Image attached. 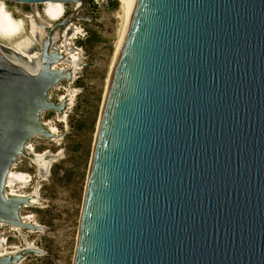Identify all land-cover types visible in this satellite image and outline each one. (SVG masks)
<instances>
[{"label":"water","instance_id":"1","mask_svg":"<svg viewBox=\"0 0 264 264\" xmlns=\"http://www.w3.org/2000/svg\"><path fill=\"white\" fill-rule=\"evenodd\" d=\"M29 67L0 41V224L27 230L33 194L9 180L43 114L63 115L53 89L73 81L55 29ZM9 52H13L10 54ZM39 197V196H38ZM43 250L0 255L20 264ZM73 264H264V0H137L98 125Z\"/></svg>","mask_w":264,"mask_h":264},{"label":"rangeland","instance_id":"2","mask_svg":"<svg viewBox=\"0 0 264 264\" xmlns=\"http://www.w3.org/2000/svg\"><path fill=\"white\" fill-rule=\"evenodd\" d=\"M6 3L16 17L25 16L30 28L27 34L7 42L15 50V44L30 35L31 20L37 15L43 21L55 23L44 16L43 4ZM74 7L75 4L67 3L68 12ZM83 12L85 17L75 20L77 29L63 43L77 48L72 54V62L78 76L71 82L64 80L53 89V101L67 97L68 107L63 115L55 111L43 114V122L58 136H35L30 141L35 154L50 159L49 171L42 173L32 157L22 156L12 172L18 180L9 182V191L13 194L37 193L33 198L37 204L25 206L22 215L26 222L46 227L33 231L0 224V253L15 251L25 247L26 243L44 251L28 255L20 264L74 262L108 75L123 24L119 0H84Z\"/></svg>","mask_w":264,"mask_h":264},{"label":"bare ground","instance_id":"3","mask_svg":"<svg viewBox=\"0 0 264 264\" xmlns=\"http://www.w3.org/2000/svg\"><path fill=\"white\" fill-rule=\"evenodd\" d=\"M137 0H119L120 2V12L123 18V24L120 32V36L116 45V50L113 56V60L111 63L109 75H108V80H107V88L109 85L111 73L116 61V57L125 33V29L127 26V23L129 21V18L131 16V13L133 11V8L136 4ZM44 5V16L49 20V21H57L61 19L65 13H66V6L62 2H47ZM36 19L31 20V32L30 35H28L23 41L16 43L15 48L18 50V52L27 54L28 49L35 43L37 34L39 32V27L42 25L40 23V16H36ZM47 22V21H46ZM49 23V22H48ZM29 24L28 21L26 20L25 16L24 17H16L14 13L7 7V3L5 0H0V40L4 41L7 45L9 41L16 40L18 39L21 35L27 34L29 30ZM36 44V43H35ZM10 46V45H9ZM11 47V46H10ZM29 55V54H27ZM29 57H31L29 55ZM107 92V89H106ZM106 96V93H105ZM105 100V97H104ZM104 102V101H103ZM69 103V101H68ZM104 104V103H103ZM40 158L44 156H40ZM16 177V176H15ZM13 173L11 174V178L9 182H15L14 180H18L15 178ZM19 177L22 179V176L19 175Z\"/></svg>","mask_w":264,"mask_h":264},{"label":"flooded vegetation","instance_id":"4","mask_svg":"<svg viewBox=\"0 0 264 264\" xmlns=\"http://www.w3.org/2000/svg\"><path fill=\"white\" fill-rule=\"evenodd\" d=\"M67 5V4H65ZM83 6H84V3H83ZM83 6H82V11L81 13L83 15L84 12H83ZM67 7V6H66ZM76 9V5L75 7L70 10L69 12L67 11V8H66V13L65 15L57 20V21H54L55 23L54 24H50L51 27H54L57 23H59L65 16H67L68 14L74 12ZM80 17L76 18V19H79ZM75 19V20H76ZM75 20L67 27H62L60 29H55L53 31V34H52V41H51V50H53V46L56 44L58 45V47L60 48L61 52L64 54L65 56V59H69L71 62H72V54L76 52L75 49H77L76 47H72V46H65L63 45L64 41H65V38L69 37L71 35V33L77 29L76 25H74V22ZM45 21L41 20L40 19V23H42V25L39 27V32L37 34V37H36V41L35 43L28 49L27 51V54H29L31 57H29V55L27 54H23V53H20L18 52L17 50L13 49L12 47H10L9 45H7L8 47H10L11 50L17 52V54H19V58L23 61V62H26L28 65H31L32 67L36 68L38 63H39V60H40V57H41V54H42V51L40 49H43L44 48V41L46 40V38L48 37L49 35V32H50V27L46 28L44 23ZM69 42V41H68ZM78 64H80V61H77ZM81 65V64H80ZM58 68H71V69H74L75 68V65L73 63H69V64H58L57 65ZM78 68V67H77ZM78 76V71L77 73H75L74 75V79L75 77ZM73 79V80H74ZM68 81V80H67ZM69 82V81H68ZM65 98V97H64ZM62 98V99H64ZM62 99L60 101H55L57 103H60L62 101ZM46 124V123H45ZM29 147H30V143H29ZM30 149H32L30 147ZM34 153V152H33ZM38 156L37 159H34V161H36V163L39 165V168L41 169V172L43 171H49V168H50V159L48 160H45L44 157L40 158L38 154H36ZM41 156V155H40ZM45 156V155H44ZM52 159V158H51ZM42 172V173H43ZM14 181H17V180H14ZM10 188V186H9ZM13 194V193H12ZM27 195V194H25ZM36 196H37V193H36ZM33 201V200H32ZM33 203H35L33 201ZM17 228V227H16ZM8 252H12V251H8ZM7 253V252H6ZM1 254H4V253H0Z\"/></svg>","mask_w":264,"mask_h":264}]
</instances>
